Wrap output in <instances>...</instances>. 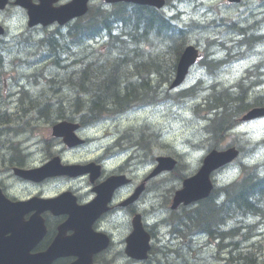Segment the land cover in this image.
Segmentation results:
<instances>
[{
    "label": "rangeland",
    "instance_id": "374dc122",
    "mask_svg": "<svg viewBox=\"0 0 264 264\" xmlns=\"http://www.w3.org/2000/svg\"><path fill=\"white\" fill-rule=\"evenodd\" d=\"M195 1L196 0H191L189 2L186 1L185 3L179 5L184 10V15H187L186 23L189 22L191 17H194L197 21L200 22H208L214 19H216V22L213 24L208 23L205 25L209 26L210 28H196L195 30H193L191 32V36L193 38L192 43L197 44L200 42L202 43L200 47L203 50H206L207 41H214L211 46L212 53L210 55V58L223 60L222 62L229 61L228 63L221 65V74L215 77V79L221 88L225 90L227 88L231 91H238L239 89L237 87L232 89H230L229 87H231L235 83L236 85H238L241 82V78L247 75V70H249L248 68H251L256 64V62L258 63L262 60L264 44L261 48L256 45L252 51H248V46L239 45L238 40L241 38V36L236 35L234 29L231 27V24L233 22H237L239 24H243L244 26H249L256 20L262 18V2L261 0H247L246 3L244 2L245 4L243 6L234 7L230 5L228 7L224 3V0H213L211 2H209L210 0H205L206 2L199 1L198 4H200V6L198 8H195ZM92 4L95 8L103 5L101 0H94ZM196 32H199L198 35ZM249 32L252 33L254 31L252 28H250ZM232 37H234L235 40L232 39ZM22 38L23 39H21V42L23 44H17V42H20V38L12 36H8L7 39L9 41H5L4 44L0 43V50L3 52V56L5 58H15L22 55L20 65L23 68L20 70V73H26L27 70L35 69L37 67L45 72L44 81L43 83L38 84V80L36 79L25 78L24 80L26 81L24 83V80L22 82H17L14 86L10 85V88L0 92V115L5 114L6 110H8L10 116L8 117V121L5 125L10 129H16L15 127L20 126V131H18V133H21L23 131L25 135H30L31 130H33L34 124L42 121H48V119L46 118V116L43 117L39 113H37L38 119L33 116L29 119L28 115L26 117V115L24 114V105L27 104L28 106H30V108L33 109L34 107L40 106L41 104L42 106H44L50 101L55 102L59 99H67L66 97H71L72 90L69 89L68 84H65V78H67V72L65 71H68L66 69V66L69 64L67 61L69 57L63 55L62 61L60 63L57 62L55 57L46 59L43 62L34 60V51L37 52V50H33L32 47L34 45L31 46L30 44L31 42H33V40L35 41L34 37L32 36V32L27 31L26 33H24V36ZM59 43H63V41H57L55 46H58V48L61 47ZM253 45L255 44L253 43ZM39 46L41 48V53H45L49 50L48 47L41 45ZM82 46L86 47L87 44L81 45V47ZM229 47L231 48L230 50ZM76 49L77 48H75V50L68 51L70 56H72V54H74L75 52H78V50ZM19 53H21L19 56H15ZM53 54H55V52H52V55ZM237 56H239V59L235 62V58ZM39 59L43 60L42 57H40ZM50 64H55L56 67L49 66ZM8 67L9 65H7L6 60L3 59L2 65H0V69H7ZM204 74H206V72L203 70V68L199 67V65L196 66L191 71L192 77L191 80L188 81V83L195 81L197 78H200V76H203ZM210 78L211 77H209L207 81L211 82ZM1 81L2 78L0 77V84ZM51 81H53L54 88L51 85ZM212 81H214V78H212ZM220 81H223L224 84L222 83V85H220ZM29 84H31V86ZM184 87L185 85L182 88ZM24 88L26 90L25 92L29 93V95H27L25 98H23L22 94H20V90H24ZM198 89L199 88H197V93L199 92ZM215 89L220 88L211 86L209 90H207V92L205 90L202 91L201 93L203 95L200 96V99H202V97L204 96H209L210 91L212 92ZM252 89L255 93H252L251 99H253L257 94H260V96L264 94V84L260 87H253ZM178 91L181 92L183 90ZM10 97L13 100H8ZM22 98L24 100L21 102ZM197 99L198 98H192V95H186L184 98H180L179 100L174 99L166 102L163 101L160 104L158 102L154 105H147L144 108L140 107L141 109L138 108L137 110L131 109L127 111L125 116H123L117 122L112 119L111 121L100 123V129H98L99 133L97 134L98 143H95L93 146H91L89 150H79L80 153L75 155V157L85 159L90 155V151H93V147H100L101 149H103L101 147L102 145H108L113 142L111 137L105 136L119 131L122 134L120 140L125 143H132V148L124 150V152H120L119 154L117 153V155H120V158L122 160L130 154H135L136 156V159L133 161L137 164L136 179L133 182V187H135L144 179V167L155 163L154 161L157 155H174L179 162L178 167L175 168L172 172L170 171V173L160 176V179H154L156 183L158 182L157 184L163 185L160 186V189L152 188L153 193H150L147 196V205L151 203L158 205L161 201L167 198V195L170 196L175 188L180 187L182 183V180L178 176L179 172H183L187 175L194 173L200 166L205 152H207L212 147L220 145L222 141L227 137H229L231 141H237V144L242 147V152L238 160L248 162L249 164H264V143L262 141V139L264 138V118L255 119L253 121L245 123L244 125L239 126L237 128V131H233L232 133L229 130L233 128V122L229 126L228 131H226L222 137H219L216 143L210 144L207 140L208 138L206 135L209 134L206 129V125L209 123V120L201 117L202 115H210H208L206 112L203 113L202 111H200L199 113L196 112L195 106L199 109L202 108V105L199 102L200 100L198 101ZM27 100H31V102ZM203 101H205V98H203ZM56 108L58 107H54V109ZM70 110L71 109L68 106H65L62 111L70 112ZM53 113L54 116H52V118L54 119L52 120H55L56 113L55 111ZM214 115L215 114H213L212 116ZM5 125H3L2 127H4ZM234 125H236V123H234ZM108 126L109 128H107ZM45 128L46 127H42V130H45ZM104 129L106 130L104 131ZM213 129L214 128H212V130ZM117 135L118 134H115L113 136ZM5 141V135H0V155L1 152H3L2 147ZM118 151L120 150L118 149ZM40 160L41 157L37 159V161ZM115 162H117V159L115 160ZM153 165H150V167L152 168ZM2 168L5 173H8V168L5 165H3ZM240 174L241 168H239V162H235L217 176L216 182H222L223 185L225 183L231 182L236 177L240 176ZM154 183L155 182L153 181L152 184ZM18 187L24 193H33L36 190L35 187H24L22 185H19ZM58 187L59 185H55L52 189H57ZM164 212L165 211L156 212L153 214V216L163 218L165 216ZM148 213L151 215L150 211H148ZM261 219L257 216H254V218L245 216L229 221V226L239 229V233L236 235L234 240L237 241L243 238V236L244 238H246V230H250L254 233L250 241V243L255 245V248H253V250L255 252H260V247H262L264 251V219L263 221H261ZM241 224L245 225L240 226ZM197 236L198 235L193 236L194 238L192 243H189L190 241H188V237L184 238V240H182L181 242H179L180 239H175L174 241L171 240L172 243L179 242V245L181 243L187 245L181 249V254H179L177 258H175L174 255L170 253H168L170 255L167 256L166 252H164L163 255H160L161 253H156L153 257L163 258V260H156L155 264H236V260L238 259V257L236 256L237 254L230 255V251L228 248H222L218 252L217 247L211 245L212 242L207 237L196 238ZM223 240L225 244H230L233 239L227 236L226 239ZM246 241L247 240H243V242L241 243V245L243 246L242 249H245L244 247L247 246V244H245ZM158 244L159 246L167 245L162 243L160 239ZM116 254H118L117 251L112 257L113 260L121 262L122 258L120 256H116ZM123 261L125 262L124 259ZM108 262L109 261H107V259H103L100 264H108Z\"/></svg>",
    "mask_w": 264,
    "mask_h": 264
},
{
    "label": "trees",
    "instance_id": "16d2710c",
    "mask_svg": "<svg viewBox=\"0 0 264 264\" xmlns=\"http://www.w3.org/2000/svg\"><path fill=\"white\" fill-rule=\"evenodd\" d=\"M70 33L69 37L56 39L51 37L47 41L48 44L46 43L51 53L59 55L58 58L61 56L60 53L66 54L75 48L79 51L81 45L103 37L105 33L110 40L108 52L106 54L89 52L85 57L79 56V52L72 54V58L79 57L73 61L68 71H65L67 72L65 84L72 90V95L63 99V103L66 101L69 103L66 105L60 103L56 109L50 105L49 109L48 106L45 107L46 104L37 106V110L48 118L54 116V111L56 114L62 113L61 110L68 106L76 110V113H83V124H88L102 119L105 115L197 94L195 88L181 92H171L166 88V84L170 83L175 75L184 43L190 35L177 30L162 12L152 7L118 3L108 10L91 8L86 16L72 24ZM254 39L256 40V37L252 36L247 42L255 43ZM51 40L56 42L50 43ZM57 41H63L59 43L60 48L55 46ZM217 64L209 65L210 71H213ZM52 67H56L55 64ZM237 88L238 91L227 88L215 89L205 98L207 108L215 110L208 131L213 136L218 135L216 140L225 134L232 122L239 123L235 115L242 110H248L254 104L257 105L256 102L248 106L249 104L245 102L247 97L245 87L240 85ZM24 107L25 115L28 110L36 108L32 109L27 104ZM3 125H5L3 118L0 117V133L4 129H10L6 125L2 127ZM15 128L20 130V127ZM241 167L242 173L239 178L222 187H216L212 195L198 206L184 209L181 215L172 220L175 222L173 227L181 237L192 230L220 240L227 235L233 239L232 255L237 254L240 259L236 260L237 263L264 264L262 247L260 252L253 250L255 245L247 246L246 250L242 249L243 247L239 245L240 239L234 240L239 229L228 225L229 221L239 217L264 216V164L250 166L241 163ZM227 227L231 228L226 231ZM184 246L186 244L181 243L180 248L169 250L167 256L173 254L177 258Z\"/></svg>",
    "mask_w": 264,
    "mask_h": 264
},
{
    "label": "water",
    "instance_id": "95a60500",
    "mask_svg": "<svg viewBox=\"0 0 264 264\" xmlns=\"http://www.w3.org/2000/svg\"><path fill=\"white\" fill-rule=\"evenodd\" d=\"M108 2H116L120 0H106ZM130 2L140 3V4H153L158 7H161L164 4V0H126ZM233 1H240V0H233ZM88 0H73L70 3L63 5L61 7H58L56 9H53L48 12V15H50L51 19L58 20L60 23H65L66 21L79 16L83 15L88 10ZM30 14L33 18L35 16L36 9L34 7H30ZM33 24L36 23V20H33ZM198 54L197 50L194 46L187 47L182 56L180 63L177 68V74L176 77L171 84V88H174L178 86L185 78V75L187 74L189 66L196 61ZM259 116H264V107H256L251 109L246 115H244L243 120H248L252 118H256ZM55 132L58 134L65 135L66 141L71 145L73 143V140H75V136L67 131L62 125H58L55 128ZM239 155V150L236 147H231L225 150H213L211 151L203 161V165L199 169V171L194 174L191 177L186 178L183 181V187L176 191L174 201L172 204V208H177L181 203H184L185 205H188L194 201H198L202 198H205L210 195L211 191L214 188L213 181L211 180V173L230 163L232 160H234ZM159 165L157 168L152 172L151 176L158 174L162 170H171L174 168L176 164V160L172 157H158ZM60 160L58 158L54 159L50 162V164L43 166L41 168H37L34 170H20L18 171L20 174H22L25 177L29 178H37V174L39 173V179L44 177L46 174H57L62 172H69L73 170L74 166H60L59 165ZM62 197H58L56 199H49L48 201H59ZM104 202L102 204H106L108 199L107 197H104ZM100 203V201H99ZM105 209V208H102ZM85 210V206H77L69 208V212L71 216H77L80 215ZM1 219V217H0ZM39 219L24 221L23 223L20 221L19 223H16L14 226L11 222L8 223V227H6L1 221H0V233L6 232V230L12 231L13 236L16 235L18 240L20 242L24 243H34L37 242L43 235L44 229L39 224ZM14 237L11 239H8L9 242H16L17 238ZM0 238H2L0 236ZM11 239V240H10ZM149 239L150 236L147 232H145L142 223L140 220L135 222V229L134 233L131 235V237L128 239L129 241V249L128 253L131 255L137 257V258H146L148 256V250L150 248L149 245ZM66 242L71 250L73 249L75 252H78L81 254V258L79 261H77L75 264H92V255L94 252L101 250L103 247H105V240H102L98 242V240L93 244L98 246L93 247V249L86 250V247L83 243V237H80V233H77L75 236L63 240ZM6 243V242H5Z\"/></svg>",
    "mask_w": 264,
    "mask_h": 264
},
{
    "label": "flooded vegetation",
    "instance_id": "af4514ba",
    "mask_svg": "<svg viewBox=\"0 0 264 264\" xmlns=\"http://www.w3.org/2000/svg\"><path fill=\"white\" fill-rule=\"evenodd\" d=\"M40 0H30L31 3L33 4H37L39 3ZM200 1H204V0H200ZM247 2V0H244L242 4L236 5L234 7H239V6H243L245 3ZM263 8L261 11L262 14V18H260L259 20H256L254 23L250 24L249 26H244L243 24H239L237 22H233L231 24V27L234 29V32L236 33L237 36H241V38L238 40L241 43H243L245 46H250L253 43H249V41L247 42V40L249 39L248 36L249 35H253L254 37H256L257 41L255 40V44L259 46V48H261L264 44V0H261ZM230 3V2H229ZM232 4V3H230ZM200 6V4H195V8H198ZM13 8L19 9L23 12H26L25 9H23L20 6H17L15 4V0H9V4L7 5L6 9L4 10H0V14L4 11H11L13 12ZM167 12V10H166ZM12 14V13H11ZM27 14V12H26ZM25 14V15H26ZM169 14V13H168ZM179 12L176 11L174 15H178ZM10 15V13H9ZM186 16L187 15H183L181 14V16H179L178 21L174 20L172 17L174 16H170L172 21L177 25V30H180V32H186L188 33L190 36L188 37L187 41H193V38L191 36V32L193 30H195V28H208L209 26H205L206 24L210 23L213 24L216 22V19L212 20V21H208V22H197V20L194 17H191V19L189 20V22L186 23ZM14 21V20H12ZM1 23L5 24V21L2 20L0 21ZM189 23V24H188ZM192 23V24H191ZM203 25V26H202ZM238 25V26H237ZM188 26V27H187ZM240 26V27H239ZM40 27V26H39ZM242 27V28H241ZM188 28V29H187ZM252 28L254 32L249 33V29ZM7 29L9 30V28L7 27ZM190 30V32H189ZM27 31H25L24 33H26ZM24 33L20 36H18L20 39V42H17V44H22L21 39H23L22 37L24 36ZM7 37H0V42H5L9 41ZM245 38V39H243ZM261 38V40H260ZM234 39V38H232ZM52 41V40H51ZM50 41V42H51ZM260 41V42H259ZM214 41H207V49L203 50L200 45H202V43H197L195 44L199 50H200V54L202 55L195 66L202 67L203 70L206 72V76L207 74L214 72V71H210L211 68L209 67V65H213L214 62H217L216 58H210L211 55V46L212 43ZM255 48V46L250 47V51H252V49ZM219 63V62H217ZM257 67V68H256ZM249 70H247V82L249 80H253L257 75H258V81L260 83H264V51L262 52V60L260 62H258L256 65L252 66L251 68H248ZM197 82L201 81H206V79L203 77L201 79H197ZM188 83L184 84L185 86ZM196 83H192L191 85H195ZM87 140L85 139L86 143ZM66 148L65 145H63L61 150H64ZM45 155H49V152L45 151ZM99 160V158H98ZM7 168L10 167L9 163H5L4 164ZM12 167V166H11ZM123 169L126 168H122V167H118L115 171H112L111 173H109L106 170H103L101 177L99 179H96V181L94 183H91L90 178H89V174H84L83 176L79 177L78 179H84V181L87 183L89 191L92 192L93 190V186H95L96 184L100 183L102 180H104L109 174L112 173H126ZM67 179H74L71 177H64ZM129 185V184H128ZM78 197V200L80 202H87L86 199H84V201H82L81 196L78 192V190L71 186L70 188ZM134 187L132 186H121L118 187L115 191L114 197L112 202L110 203V209L109 212L111 214V216L109 215L106 219H112L113 216L118 215L120 213H124L126 216V222L124 223V225H122V227L120 228V226L117 227V229L119 230L116 234V231H113V229L110 228L109 225H107L104 220H101L103 218V216H101L99 219H97V221L94 223V226L96 229H100V230H106L110 236L112 237V245L111 248L108 250L111 254H115V252L117 251L118 254L121 253V256L123 257L125 255L124 249H125V242H124V238L125 236L132 230L133 227V218L135 215L137 214H141L142 215V219L144 221L145 226L147 227V229L150 231V233L152 234V236L154 237V239L157 237L158 235V224L157 223H152L148 220V211L152 212L153 209V204H151L150 206L147 205V200L145 199V194H143L140 199L138 201H134L132 203L129 204H122V202L134 191ZM132 191V192H131ZM9 192V189H8ZM162 202V201H161ZM157 207V206H156ZM162 207V206H161ZM159 207V208H161ZM46 223L48 226V234L45 238V240L43 241V243L39 244L35 249L34 252H39L41 250H46L50 244H51V239L53 237V235L56 233L57 228L67 219V215H58L55 216L53 215L51 212L47 211L46 213ZM104 222V223H103ZM71 232V231H70ZM69 232V233H70ZM114 233V234H113ZM116 240H118V244L117 246L115 245ZM117 247V248H116ZM97 257H99V255H97ZM73 260H75V257L73 255H60L57 258H55L51 264H69L71 263ZM123 260V259H122ZM131 261H133L132 259H130Z\"/></svg>",
    "mask_w": 264,
    "mask_h": 264
},
{
    "label": "bare ground",
    "instance_id": "6f19581e",
    "mask_svg": "<svg viewBox=\"0 0 264 264\" xmlns=\"http://www.w3.org/2000/svg\"><path fill=\"white\" fill-rule=\"evenodd\" d=\"M92 6V8H95L94 6H93V4L91 5ZM104 7V5H102V6H99V7H96V8H101L102 10H108L109 8H103ZM174 11H176V10H174ZM207 11H209V10H207ZM206 11V12H207ZM169 14L168 13H166L164 16H165V18H167L169 21H170V23L177 29V25L172 21V19H171V17L170 16H168ZM258 16V15H257ZM116 20V19H115ZM125 20V19H124ZM156 20V19H155ZM192 20V19H191ZM159 21V20H158ZM123 22V21H122ZM198 22V21H197ZM200 22V21H199ZM162 23V22H161ZM189 24V23H188ZM192 24V23H191ZM119 25H120V23H119ZM113 26H117V25H114L113 24ZM203 26V25H202ZM238 26V25H237ZM161 27V26H160ZM188 27V26H187ZM240 27V26H239ZM162 28H164V27H162ZM242 28V27H241ZM188 29V28H187ZM196 29V28H195ZM160 31V30H159ZM114 32V31H113ZM187 32V31H186ZM189 32H190V30H189ZM197 33V32H196ZM199 33V32H198ZM198 33H197V35H198ZM250 33V32H249ZM228 34V33H227ZM100 35V34H99ZM131 35V34H130ZM133 35V34H132ZM131 35V36H132ZM103 36V35H102ZM225 36V35H224ZM228 36V35H227ZM252 36L253 35H250V36H248V38H252ZM229 37V36H228ZM235 37V36H234ZM234 37H232V38H234ZM109 37L107 36V34L105 33L104 34V36L103 37H100V38H97V39H94L93 41H92V43H90V44H87V46L86 47H81V49H80V51H78L79 52V56L81 55V57H85V56H87L88 55V53L89 52H96L97 54H106L108 51H107V47H108V43H109V39H108ZM237 39V38H236ZM257 39V38H256ZM225 40V39H224ZM229 40V39H228ZM235 40V39H234ZM260 40H261V38H260ZM6 41V40H5ZM237 41V40H236ZM253 41H255V39L253 40ZM257 41V40H256ZM54 42H56V41H51L50 43H54ZM260 42V41H259ZM0 43H3L4 44V42H0ZM49 43V44H50ZM95 43V44H94ZM23 44V43H22ZM81 44V43H80ZM91 44H94L93 46L91 45ZM255 44V43H254ZM85 45V44H84ZM90 45H91V47L92 48H90ZM188 45H193L194 47H196V50L199 52V53H201L200 52V50H199V48L195 45V44H193L191 41H186L185 43H184V49H183V51L182 52H184V50H185V48L188 46ZM239 45H241V46H243L244 44L243 43H241L240 41H239ZM253 44H251L250 46H248L247 48L249 49L250 47H253V46H256V44L255 45H253ZM262 46V45H261ZM264 46V45H263ZM246 48V47H245ZM113 49V48H112ZM137 50H138V48H136ZM231 48L229 47V50H230ZM254 49V48H253ZM252 49V50H253ZM140 50H142V49H140ZM245 50V49H244ZM248 51H250V49L248 50ZM77 52V53H78ZM82 52V53H81ZM99 52V53H98ZM136 52H138V51H136ZM182 52H181V55H180V58H179V60H178V63H177V67H178V65H179V63H180V60H181V56H182ZM61 54V56L58 58V56L59 55H57V54H53L52 56H50V58L51 57H55L56 58V60H57V62L58 63H60L61 61H62V56L63 55H66V56H68L67 54H69V53H66V54H63V53H60ZM139 54V53H138ZM142 54V53H141ZM145 54V53H144ZM146 55V54H145ZM79 56H76V57H74V58H72L71 56H68L69 58L67 59V61H68V65L66 66V69L68 70L71 66H72V63H73V61L75 60V59H77ZM202 56V55H201ZM80 57V58H81ZM3 59H5V57L3 56V52L0 50V65H2V62H3ZM226 59H229V58H226ZM239 59V56H237L236 58H235V62L237 61ZM40 62H43L44 60H46V59H43V60H40V59H38ZM223 60H217V62H219L218 64H217V66H215V68L214 69H212L214 72H211V73H209V74H207V76H206V74H204L203 76H200V78H197V79H201V78H205L206 79V81H207V79L209 78V77H212V75L214 74V76L215 77H217L219 74H221V70H220V68H221V65L222 64H225V63H228L229 61H226V62H222ZM56 62V63H57ZM217 62H214L213 63V66L214 65H216V63ZM39 63V62H38ZM71 63V64H70ZM256 64H257V62H256ZM255 64V65H256ZM234 65V64H233ZM232 66V65H231ZM59 67V66H58ZM176 67V68H177ZM257 68V67H256ZM226 69V68H225ZM226 72V71H225ZM191 74L188 76V78L185 80V81H183L182 82V84H181V88L184 86V84H186V83H188V81L189 80H191ZM197 79L195 80V81H197ZM33 82H34V80H33ZM30 83V82H29ZM51 85L53 86V88H54V85H53V81H51ZM220 83V85H222V83L224 84V82L223 81H220L219 82ZM264 83H260L259 81H258V75L252 80H249L248 82H247V76H245V77H242L241 78V82L238 84V85H236V83L235 84H233L231 87H229V88H235V87H238V86H240V85H242L243 87H245V91H247V97H246V100H245V102L246 103H248L249 105L248 106H250L251 104H253V103H256L257 102V106H260V107H264V94H262L261 96H260V94H257L256 96H254V98L253 99H251V95H252V93L254 92L253 91V87H260V86H262ZM28 85V84H27ZM31 86V85H30ZM204 88V87H203ZM217 88V87H216ZM200 89H201V92L202 91H204V89H202V88H199L198 90L200 91ZM206 90H209V89H206ZM26 90H25V88H24V90H20V94H22V97L23 98H25L27 95H29V93H26L25 92ZM183 91H185V90H183ZM255 93V92H254ZM8 96H9V94H8ZM7 96V97H8ZM14 98V97H13ZM21 99V102L24 100V99ZM8 100H13L11 97L8 99ZM168 100V99H167ZM63 99H59V100H57V101H55V102H49L48 104H46L45 105V107H47L48 106V108L50 109L51 107L50 106H54V107H58L59 105H60V103H63ZM5 102H8V101H5ZM68 102L66 101V102H64L63 104L64 105H66ZM50 105V106H49ZM151 105H153V104H151ZM3 106V105H2ZM147 106V105H146ZM146 106H140L141 108H144V107H146ZM253 106H255V104L253 105ZM140 107H137V108H131V109H134V110H137L138 108H140ZM140 108V109H141ZM131 109H129V110H131ZM129 110H126V111H124L123 112V115H125L126 113H127V111H129ZM23 111L25 112V110L23 109ZM32 111H35V112H37V113H39L41 116H43V117H45L44 116V114H41L40 113V110H37V106H36V108L34 109V110H32ZM62 111V110H61ZM244 110H242V111H240L237 115H235V116H240L241 114H242V112H243ZM77 111L76 110H74V109H71L70 110V112H67V111H62V113H59V114H56V119L55 120H57V119H59V118H62V117H64V116H68V117H70V118H73V119H76V120H78L81 124H82V126L83 127H85V128H89V127H92L93 125H95V124H98V122L99 121H101V120H104V119H107V118H113V117H116V116H119L120 115V113H114V114H112V115H105L102 119H99L98 121L97 120H95L94 122H92V123H88V124H83V120H82V117L84 116V114L83 113H76ZM211 112H212V115L215 113V110L214 109H212L211 110ZM25 114V113H24ZM182 115V114H181ZM10 115H9V111L8 110H6V112H5V114H1L0 115V117H2L3 118V122H4V124H6L7 123V121H8V117H9ZM234 116V117H235ZM26 117H27V115H26ZM46 118L48 119V121L49 120H52V119H54V118H52V117H47L46 116ZM97 118V117H96ZM55 120H52V121H55ZM233 123V122H232ZM231 123V124H232ZM230 124V125H231ZM18 127H20V126H18ZM232 128V127H231ZM237 126L236 125H234V123H233V128L232 129H230L229 131H231L232 133H233V131H237ZM228 131V130H227ZM115 134H118L117 136H113V135H115ZM122 134L119 132V131H117L116 133H112V134H108L107 135V137H111V139L113 140V142L111 143V144H108V145H102L101 147L103 148V149H110L111 150V152L112 153H120V152H124V150H127V149H130V148H132V143H125V142H122L120 139V137H122L121 136ZM94 142H95V140H94ZM134 146V145H133ZM239 146V145H238ZM135 147V146H134ZM118 149L120 150V151H118ZM239 149H240V155H241V152H242V147L241 146H239ZM126 152V151H125ZM123 154V153H122ZM123 156V155H122ZM129 157L130 158H132V160L134 161L135 159H136V156H135V154H130L129 155ZM124 160V159H123ZM134 163H136V162H134ZM241 163H245V164H248V165H255V164H249L248 162H245V161H242V160H239V168H241V173H242V167H241ZM257 164V163H256ZM240 176H241V174H240ZM236 178H239V177H236ZM235 178V179H236ZM234 179V180H235ZM233 181V180H232ZM229 183V182H228ZM225 184H227V183H225ZM225 184H223V185H225ZM223 185H221V186H219V187H222ZM218 187V188H219ZM221 199H223L222 197H221ZM226 199V198H225ZM219 201H221V200H219ZM221 203V202H220ZM180 206H186V205H184V204H181ZM191 208H193L194 207V203H191L190 205H189ZM254 218V217H253ZM185 221V220H184ZM166 225H170L171 226V235H170V238H175V239H178L179 237H181L180 235H178V231H177V229H175L174 227H173V224H175V222L173 223H170V221L169 220H167L166 222ZM245 224H242V226H244ZM181 227V226H180ZM231 228V227H230ZM244 228V227H243ZM158 229V228H157ZM187 230V229H186ZM229 230V228H226V231H228ZM246 232H247V234L245 235V237L246 238H244V236H243V238H241L240 240H239V245H241V243L243 242V240L245 241V240H247L246 242H245V244H247V246H253L254 244H252V243H250V241H251V239H252V237H253V235H254V233L253 232H250V231H247L246 230ZM250 232V233H249ZM158 233H159V229H158ZM202 233V232H201ZM182 234V233H181ZM200 234V232H197V230L195 231V230H192L191 232H189L186 236H184L185 238H187V239H189L188 241H190V242H192L193 241V236L194 235H199ZM211 237V236H210ZM226 237H227V235L224 237V239H226ZM186 241V240H185ZM189 242V243H190ZM187 245V244H186ZM182 246V245H181ZM242 246V245H241ZM247 246H245L244 248H245V250L247 249ZM183 247V246H182ZM243 247V246H242ZM157 248H158V253H162V250L164 251L165 250V252L167 253L169 250H176V249H178V248H180V245H179V247L178 248H175V247H171V246H167V245H162V246H159V244L157 245ZM222 248H228L229 249V254L230 255H232V250H233V247L231 246V242H230V244H225V243H219L218 245H217V249H218V252L222 249ZM186 249V248H185ZM263 250V249H262ZM233 255H234V253H233ZM156 260H163V258H154V257H151V259H150V262L149 263H147V264H155L156 263ZM236 264H240V263H237L236 262Z\"/></svg>",
    "mask_w": 264,
    "mask_h": 264
},
{
    "label": "snow or ice",
    "instance_id": "6c2138e0",
    "mask_svg": "<svg viewBox=\"0 0 264 264\" xmlns=\"http://www.w3.org/2000/svg\"><path fill=\"white\" fill-rule=\"evenodd\" d=\"M233 175H234V173H233Z\"/></svg>",
    "mask_w": 264,
    "mask_h": 264
}]
</instances>
